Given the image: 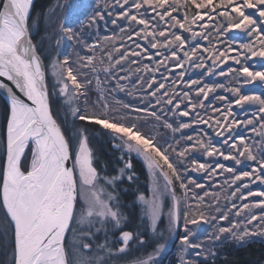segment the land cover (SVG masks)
I'll use <instances>...</instances> for the list:
<instances>
[{
    "label": "snow or ice",
    "instance_id": "snow-or-ice-1",
    "mask_svg": "<svg viewBox=\"0 0 264 264\" xmlns=\"http://www.w3.org/2000/svg\"><path fill=\"white\" fill-rule=\"evenodd\" d=\"M93 3L55 0L37 14L34 0H0V264H161L177 238L173 264H210L222 239L242 245L264 235V0ZM62 43L74 51L61 53ZM228 61L238 67L225 71ZM186 66L200 78L185 80ZM216 75L231 77L230 86L204 82ZM217 89L230 93L215 96L222 108L205 104ZM197 125L220 145L207 131L186 132ZM100 137L111 149L104 155L115 154L111 164ZM133 154L151 196L132 193L139 223L130 227L119 185L138 179ZM190 172L227 173L219 185L230 189L227 202ZM190 225L213 231L201 239Z\"/></svg>",
    "mask_w": 264,
    "mask_h": 264
},
{
    "label": "trees",
    "instance_id": "trees-1",
    "mask_svg": "<svg viewBox=\"0 0 264 264\" xmlns=\"http://www.w3.org/2000/svg\"><path fill=\"white\" fill-rule=\"evenodd\" d=\"M54 2L55 0H34V12L39 14L42 10H44L45 8H47L50 4ZM69 2L76 3L77 1L69 0ZM87 2L95 6V4L93 3V0H87ZM100 2L101 0H95L96 4ZM111 31H112V26L109 25L107 32H105L103 28L101 29V35L111 34ZM116 31L118 33V29ZM185 35H188V34H185ZM232 35H233L232 33H229L228 36L224 37L223 39L225 40V44H221L219 45V47L221 48L225 47L226 44L231 41ZM36 40H39V36L36 37ZM246 40L247 38L244 37L243 42H246ZM141 43L143 44L145 42L141 41ZM200 43L202 46H206L208 42L201 40ZM118 44H119V41H117V45ZM45 47L48 48L49 52H52V49L56 48L57 46L55 44V41H52L50 45L46 44ZM76 50L78 51L79 49H76ZM73 51L74 50L70 46H68V51L65 54L72 53ZM54 54L55 53H53V55ZM81 54H84V53L81 52ZM156 59H159V57H157ZM253 62H255V68L259 69L261 67L262 62L260 61L259 58H253V61H250L249 63L252 64ZM142 63L151 65L152 62L148 60H144ZM229 66L238 67L237 65H234L232 61H228L227 64L222 65L221 67L226 71ZM133 67L135 68L136 65H133ZM186 69L187 71L184 77L185 80L200 78L199 76V73L201 71L200 69L188 68V66H186ZM163 71L164 70L161 69V72ZM176 71H179V70L177 69ZM217 71H219V69ZM156 75H157V79H159L160 78L159 73ZM47 78L49 80V83H51L48 72H47ZM203 79H204V82L206 83H222L225 85V87L230 86V82H231V77H228V76L221 77V76L216 75L212 77H204ZM248 87L250 88L251 86H248ZM257 90L259 91V90H264V89H259V87L257 86ZM216 95L230 96V93L226 92L224 89H217L216 93L209 95V98L207 101H205V104L206 105L211 104L213 106L222 108L223 107L222 102L215 100ZM2 105H3V99L0 97V144H2L4 140V134H5V120L2 114ZM59 108H60L59 111L61 112L62 110H61L60 105L58 103H54L53 105L54 111H57ZM254 110H255L254 107L248 109L249 116L251 112ZM198 111H201V114H204L205 111H207L209 115L212 114L210 109H206V110L198 109ZM234 112L236 113V116L238 119L245 118L244 110H241L239 108H234ZM197 131H207L208 137H210L213 140V142L217 144V146L220 145V138L216 137L213 130L208 128L206 125H197V126H194V129L186 130L188 134H192V135H195V132ZM235 131L247 137H252L253 139H256V140L260 139L259 137H255V135L247 129H236ZM103 141H104V138L100 137V142H97V147L100 148L103 158L108 160L111 164L114 160L115 154L104 155L105 153H111V149L107 145V143ZM193 156L200 159L202 162H205V161L214 162L213 158L202 157L199 153H193ZM215 159H217L220 163L225 164L226 166H232L233 164L232 161H224L222 158H215ZM2 163H3V157L0 156V164ZM132 163H133V170L137 173L138 179L135 180L131 184L127 180H125L122 184L119 185L120 189L125 190V192L121 193V201L128 205L127 211L129 213L130 212L134 213V219L130 227H134L135 224L139 222V220L137 219V216L139 215V209L135 205H133L134 197L132 193L139 191L146 195L148 192V187H147L148 176H147V173H146V170L143 164L141 163V161L136 159V157L134 156L132 157ZM251 163L252 162H245L244 164H241V166L238 165L236 166L237 170L239 171L241 168L245 167V164H251ZM189 175L197 180L201 179L202 177L209 179L214 188L221 189L219 185L223 184L224 178L228 174L225 173V176H217L215 178H208L203 173H195V172H190ZM198 182L203 183V181L201 180H199ZM209 184L207 185V183H205V186L207 189H209L208 187ZM213 251L216 253V256L214 257L212 261H210V264H264V244L263 242H261L260 240L256 238H245L242 245L240 241L234 240L231 237H229L228 239H222V241L217 242L214 245ZM168 253H169V250L166 252V256ZM0 258H3L2 248H0ZM175 259H176L175 255H171V256L168 255L166 258L162 259L161 264H173V261Z\"/></svg>",
    "mask_w": 264,
    "mask_h": 264
},
{
    "label": "rangeland",
    "instance_id": "rangeland-1",
    "mask_svg": "<svg viewBox=\"0 0 264 264\" xmlns=\"http://www.w3.org/2000/svg\"><path fill=\"white\" fill-rule=\"evenodd\" d=\"M73 1H77V0H73ZM58 51H60L61 53H66V52L68 51V46H66L65 43H62V44L60 45ZM132 67H133V66H132ZM133 68H134V67H133ZM48 75H49L50 81L53 82L51 68L48 69ZM133 79H135V78L133 77ZM57 103L60 105L59 102H57ZM58 110H60V108H59ZM61 110H62V109H61ZM61 115H63V110L61 111ZM5 137H6V124H5V134H4V138H5ZM133 156L135 157L134 154H133ZM139 161H140V160H139ZM141 163H142V161H141ZM239 166H241V165H239ZM144 168H145L146 173H147L146 166H144ZM147 176H148V179H147V181H148V183H147L148 192H147L146 195L150 197V196H151V191H150L149 189H150V187H151V178H150V176L148 175V173H147ZM199 180L203 181L204 184L207 183V185H208L209 182H210L209 179H206V178H203V177H202L201 179H199ZM199 180H198V181H199ZM210 184H211V182H210ZM210 184H209V186H208L209 189L206 188V190H209V191H213V192H217V193H219L220 196H221V201H220L221 204H222V205L225 204L227 201L224 199V197L230 192V189H229V190H226V186H225V188L216 189V188H214V187L212 186V184H211V185H210ZM253 189H254V190L256 189V186H255V185L253 186ZM197 191H200V190H197ZM237 203L239 204L240 202L237 201ZM256 211H259V210H256ZM130 214H131V216H132V221H133V219H134V213L130 212ZM138 223H139V222H138ZM131 225H132V222H131V224H130L129 226H131ZM190 227L193 228V229H196V230L198 231L199 237H200L201 239H203L204 236H205L208 232L213 231L211 225H201V226H199V227H198V226H195V225H190ZM179 235H183L182 230H180ZM246 238H256V239L260 240L261 242H263V244H264V235L257 234V235L249 236V237H246ZM208 243H211V242L209 241ZM178 246H179V240H178V238H177V239H175V240L173 241V243L169 246V249H168V250H169V253L167 254V256H168V255H169V256H171V255H175V256H177V254H178ZM213 247H214V245H213ZM167 256H166V254L163 255L162 259L166 258Z\"/></svg>",
    "mask_w": 264,
    "mask_h": 264
},
{
    "label": "water",
    "instance_id": "water-1",
    "mask_svg": "<svg viewBox=\"0 0 264 264\" xmlns=\"http://www.w3.org/2000/svg\"><path fill=\"white\" fill-rule=\"evenodd\" d=\"M0 97L3 99V96L2 95H0Z\"/></svg>",
    "mask_w": 264,
    "mask_h": 264
}]
</instances>
